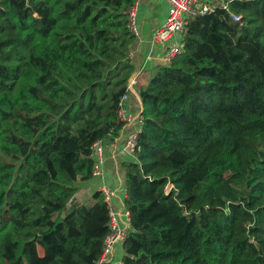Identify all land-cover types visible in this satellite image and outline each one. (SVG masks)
Returning <instances> with one entry per match:
<instances>
[{"label": "trees", "instance_id": "obj_1", "mask_svg": "<svg viewBox=\"0 0 264 264\" xmlns=\"http://www.w3.org/2000/svg\"><path fill=\"white\" fill-rule=\"evenodd\" d=\"M136 1L0 0V264L100 259L110 206L76 197L94 145L123 128ZM229 7L242 24L222 9L192 19L182 52L139 87L123 264H264V0ZM112 63L124 76L99 95Z\"/></svg>", "mask_w": 264, "mask_h": 264}, {"label": "built area", "instance_id": "obj_2", "mask_svg": "<svg viewBox=\"0 0 264 264\" xmlns=\"http://www.w3.org/2000/svg\"><path fill=\"white\" fill-rule=\"evenodd\" d=\"M231 1L232 0H166L169 6L167 19L164 24L153 33L150 47L152 48L156 45L165 46L162 59L166 64H170L183 50L187 28L192 19L198 16L212 14L216 10L222 9L230 13L233 22L242 24V17L230 11L229 5ZM137 15L138 2L136 1L135 5L128 10V28L134 40L141 39ZM131 56L132 55H130V57ZM149 56L151 57L152 53H150ZM135 84L136 80L130 78L127 84V91L121 97L118 104V117L123 123L122 129L133 127V130L127 136L124 150L127 154L134 157H136V154L140 151L138 138L142 132L144 121L142 111L138 114H133L131 111L130 91ZM94 154L96 157L93 171L95 178L103 175L102 167L105 160L104 143L98 142L94 145ZM171 189L172 185H169L167 190L170 191ZM101 192L108 204L116 195L115 191L106 187L102 188ZM110 216V233L106 238L103 253L96 264H123L115 261L114 251L119 242H125L127 234L130 231V214L128 211L124 213H115L111 211ZM120 219L125 222V229L121 226Z\"/></svg>", "mask_w": 264, "mask_h": 264}, {"label": "crops", "instance_id": "obj_3", "mask_svg": "<svg viewBox=\"0 0 264 264\" xmlns=\"http://www.w3.org/2000/svg\"><path fill=\"white\" fill-rule=\"evenodd\" d=\"M137 2V23L141 39H133L129 51V59L135 68L131 78L136 80V84L130 91V104L133 114H138L143 109L139 87L147 83L151 73L158 66L166 65L162 59L165 46L156 45L152 49L150 44L153 33L164 24L169 10L166 0H137ZM150 53H152L151 57L149 56ZM130 55L132 56L130 57ZM132 130L133 127L122 129L110 143H104L103 175L80 184V190L76 197L78 201L88 202L96 191H101L102 188L106 187L116 192L109 203L111 211L115 213L127 211L125 207L126 182L123 164L135 161V157L130 156L124 150L127 136ZM122 222L124 221L120 219V224L125 229V222ZM124 255V243L119 242L114 251L115 261L122 263Z\"/></svg>", "mask_w": 264, "mask_h": 264}, {"label": "rangeland", "instance_id": "obj_4", "mask_svg": "<svg viewBox=\"0 0 264 264\" xmlns=\"http://www.w3.org/2000/svg\"><path fill=\"white\" fill-rule=\"evenodd\" d=\"M125 27L129 30L128 28V16L127 19L124 21ZM127 32L126 31H116L114 33V36L117 37V42L115 43L116 48L119 50H123L121 45H124L125 42H127ZM124 76V75H123ZM122 76V71L118 67L115 66V64H111L109 68L106 69L105 73V84L107 83L105 90H101V93L98 92L99 95H108L111 96V93L116 91L115 84L118 83V81L121 80ZM20 82L18 83V85ZM81 200V199H80ZM83 202V201H80ZM39 253L40 255H43V250L41 247H39Z\"/></svg>", "mask_w": 264, "mask_h": 264}]
</instances>
